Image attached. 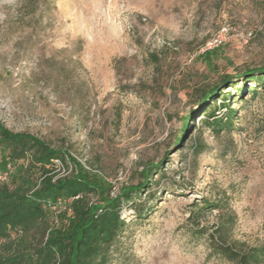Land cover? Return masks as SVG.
I'll list each match as a JSON object with an SVG mask.
<instances>
[{"label": "rangeland", "instance_id": "obj_1", "mask_svg": "<svg viewBox=\"0 0 264 264\" xmlns=\"http://www.w3.org/2000/svg\"><path fill=\"white\" fill-rule=\"evenodd\" d=\"M220 32L210 65L198 50ZM262 66L264 0H0V121L66 150L58 176L82 166L112 196L147 181L155 209L123 205L108 264H233L210 248L220 226L228 245L264 244V93L222 86L236 112L220 133L202 100ZM205 202L218 207L196 213Z\"/></svg>", "mask_w": 264, "mask_h": 264}, {"label": "trees", "instance_id": "obj_2", "mask_svg": "<svg viewBox=\"0 0 264 264\" xmlns=\"http://www.w3.org/2000/svg\"><path fill=\"white\" fill-rule=\"evenodd\" d=\"M217 51L218 47L202 56L211 65L212 55ZM228 83L229 87H247L253 95L264 93V66L246 68L238 76L226 75L203 93L205 125L216 133L233 125L236 110L229 104L230 92L221 88ZM238 92L239 96L242 91ZM0 154L3 169L9 162L16 164L9 181L0 183V264H108L114 245L127 227L121 216L123 205L132 203L140 217L146 210L150 213L155 209L145 208L140 199L147 181L122 188L112 196V185L100 173L82 166L69 175L58 176L53 170L54 162L67 163L66 150L53 148L26 132H12L1 121ZM91 195L97 200L92 202ZM61 198L72 199L71 213L68 216L58 213V221L52 226L45 222L40 242L32 246L27 235L37 228L38 221L55 214L44 204ZM202 205L196 213L218 207L210 204L211 207L208 202ZM227 232L225 226H220L218 236L209 235V245L215 254L233 264H264V244L238 249L224 241Z\"/></svg>", "mask_w": 264, "mask_h": 264}, {"label": "built area", "instance_id": "obj_3", "mask_svg": "<svg viewBox=\"0 0 264 264\" xmlns=\"http://www.w3.org/2000/svg\"><path fill=\"white\" fill-rule=\"evenodd\" d=\"M223 37H224L223 32L216 34L215 36L210 38L208 41H206L205 44H203V46H201L199 48V50H198L199 53H204L206 51H209V50H212L214 48L219 47L224 41ZM55 161H59V160H55ZM15 167H16V164L14 162H9L6 166V168L3 169L1 167V154H0V183L9 181L11 172H13ZM71 201H72V199H64V198L58 199L57 202L47 201L44 204V207L55 212L54 221H55V223H57L58 212L61 211L63 208H66L67 203H71ZM69 211L71 213V209Z\"/></svg>", "mask_w": 264, "mask_h": 264}]
</instances>
